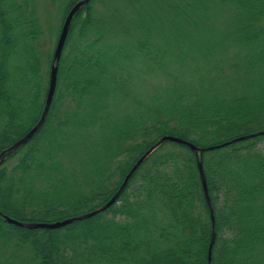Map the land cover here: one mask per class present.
Listing matches in <instances>:
<instances>
[{
    "label": "trees",
    "instance_id": "obj_1",
    "mask_svg": "<svg viewBox=\"0 0 264 264\" xmlns=\"http://www.w3.org/2000/svg\"><path fill=\"white\" fill-rule=\"evenodd\" d=\"M95 1L73 16L42 125L0 165V264H264V0H128L119 25ZM40 34L31 0H0V152L44 107ZM150 77L168 84L149 93ZM164 135L205 150L163 143L114 204L64 227L3 219L97 209Z\"/></svg>",
    "mask_w": 264,
    "mask_h": 264
},
{
    "label": "water",
    "instance_id": "obj_2",
    "mask_svg": "<svg viewBox=\"0 0 264 264\" xmlns=\"http://www.w3.org/2000/svg\"><path fill=\"white\" fill-rule=\"evenodd\" d=\"M89 1L90 0H80V1L76 2L67 12V14L64 18L63 24L61 26L60 32H59L54 51H53V58H52V64L50 67V72H49V80H48V88H47V92H46L45 104H44V107L42 109L40 118L37 121V123L28 131V133L24 137L17 140L11 146L7 147L6 149H4L0 152V165L3 162L7 153H9V152L15 150L16 148H18L19 146L25 144L36 133V131L39 129V127L42 125V123L45 119V116H46V114L50 108V105H51V102H52V99H53V96L55 93L58 62L60 60L61 52L63 50L64 44H65V41H66V38L68 35V31H69L71 21L73 19V16L75 15V13L82 6L86 5ZM262 133H264V132H260V134H262ZM250 136H252V135L240 136V137L235 138L233 141H241V140L249 138ZM165 142H173L176 144L185 145V146L189 147L191 150L195 151L197 153V155H199L200 153H202L205 150L202 148H198L193 143L186 141L184 139H181L179 137L171 136V135H164L134 163V165L131 167L130 171L125 176V178H124L122 184L120 185V187L118 188V190L113 194V196L107 202H105L102 206L98 207L97 209H95L91 212H88V213H84L82 215H78V216H74V217H68V218H65L63 220H59V221H55V222H20V221H17L15 219H12L10 217H7L5 215H3L2 217L6 222H8L10 224H13V225L18 226V227L28 228V229H38V228L39 229H57V228L64 227L68 224H71L74 221H79V220H83L86 218H90V217L98 214L99 212L106 210L112 204H114L116 202V199L118 198V196L120 195V193L122 192L124 187L126 186L131 175L137 170V168L142 164V162L155 149H157L160 145H162ZM227 144H228V142L221 143L219 145L208 147L206 150L221 148ZM198 170H199V175H200L201 182H202V188H203L204 194L206 196V199L208 201L206 180H205V176H204V172H203V168H202V164H201L200 160L198 162ZM0 215H1V213H0ZM213 240H214V234L212 233L211 242H210L209 251H208L209 262H210V254H211V248H212Z\"/></svg>",
    "mask_w": 264,
    "mask_h": 264
},
{
    "label": "rangeland",
    "instance_id": "obj_3",
    "mask_svg": "<svg viewBox=\"0 0 264 264\" xmlns=\"http://www.w3.org/2000/svg\"><path fill=\"white\" fill-rule=\"evenodd\" d=\"M127 1L128 0H96L95 5L97 9L99 10L98 11L99 13L102 11V12L112 15L115 10L118 17L117 15L114 14L112 16L111 23L112 24L115 23L119 25L118 22L121 20V14L119 11L124 8L126 9L128 5ZM150 1L151 0H138L135 3L137 6L146 5V8H150L149 6ZM160 1L161 0H158V2ZM31 3H32L34 15L37 18L38 25L41 30V34L37 41V47L41 53V61L43 65V70L44 72H48L51 66V63H52V59H50V62H49V58L50 57L53 58V51H54V48L57 42V38L60 32L61 26L64 21L63 18H65L64 16H66L65 9H67L66 7H68L67 5L69 3V0H31ZM107 7L108 9L110 7L109 11L106 9ZM162 7H164V4H162ZM107 16H110V15H107ZM78 22L79 20L77 19L75 22L76 23L75 27L77 26ZM256 26L264 29V16H262L261 18L257 20ZM66 51H68V49H66ZM222 71L223 73L228 72L225 68H223ZM162 80L164 79L150 77L148 85H146L147 90L149 89V93H150L152 86L156 88L158 86L163 87L164 85L168 84V82L166 81L162 82ZM65 160L66 159H64V162ZM11 161H7V162L4 161L2 165L9 167L11 165ZM68 166L70 167L71 165L68 164ZM20 264H24V263H20Z\"/></svg>",
    "mask_w": 264,
    "mask_h": 264
}]
</instances>
